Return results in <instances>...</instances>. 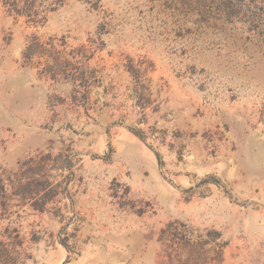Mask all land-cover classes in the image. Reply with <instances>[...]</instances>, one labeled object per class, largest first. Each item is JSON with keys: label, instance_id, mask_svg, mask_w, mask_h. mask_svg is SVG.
<instances>
[{"label": "rangeland", "instance_id": "1", "mask_svg": "<svg viewBox=\"0 0 264 264\" xmlns=\"http://www.w3.org/2000/svg\"><path fill=\"white\" fill-rule=\"evenodd\" d=\"M7 264H264V0H0Z\"/></svg>", "mask_w": 264, "mask_h": 264}, {"label": "trees", "instance_id": "2", "mask_svg": "<svg viewBox=\"0 0 264 264\" xmlns=\"http://www.w3.org/2000/svg\"><path fill=\"white\" fill-rule=\"evenodd\" d=\"M2 236V235H0ZM7 244H4L0 240V264H7L8 261L6 258H8L9 251L7 250Z\"/></svg>", "mask_w": 264, "mask_h": 264}]
</instances>
